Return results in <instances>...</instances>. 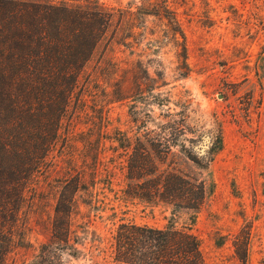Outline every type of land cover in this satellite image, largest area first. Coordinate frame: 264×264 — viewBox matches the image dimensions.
Here are the masks:
<instances>
[{
  "label": "rangeland",
  "instance_id": "rangeland-1",
  "mask_svg": "<svg viewBox=\"0 0 264 264\" xmlns=\"http://www.w3.org/2000/svg\"><path fill=\"white\" fill-rule=\"evenodd\" d=\"M152 1L100 0L114 22L25 186L16 227L23 239L17 236L6 264L37 262L59 186L73 177L70 238L83 253L73 264H118L114 235L123 222L167 227L170 208L128 195L139 154H149L156 171L205 183L194 225L185 211L173 221L190 227L208 264H242L244 250L246 264H264V0H169L184 42L173 24L144 14ZM206 136L203 159L191 147Z\"/></svg>",
  "mask_w": 264,
  "mask_h": 264
},
{
  "label": "trees",
  "instance_id": "trees-1",
  "mask_svg": "<svg viewBox=\"0 0 264 264\" xmlns=\"http://www.w3.org/2000/svg\"><path fill=\"white\" fill-rule=\"evenodd\" d=\"M150 1V0H147ZM169 0H154L145 15L173 24L182 41ZM142 9V8H141ZM140 9V10H141ZM114 22L100 0H0V264L16 243L24 190L52 148L74 89L92 53ZM185 58V47H182ZM174 123L178 136L180 122ZM164 129V127L162 128ZM175 137V138H176ZM169 144V141L163 143ZM129 167L128 195L190 214V225L207 195L205 183L180 171H156L149 154L135 155ZM151 165V170L144 168ZM155 177V179H153ZM79 178L61 183L51 236L39 246L33 264H73L82 246L70 238V216ZM126 193V191H125ZM118 225L113 260L118 264H208L190 227ZM222 243H217L221 246ZM246 251L240 260L246 264Z\"/></svg>",
  "mask_w": 264,
  "mask_h": 264
},
{
  "label": "water",
  "instance_id": "water-1",
  "mask_svg": "<svg viewBox=\"0 0 264 264\" xmlns=\"http://www.w3.org/2000/svg\"><path fill=\"white\" fill-rule=\"evenodd\" d=\"M211 145V138L208 136L203 138V143L197 145H193L191 148L192 150L198 154L199 157L206 159L207 158V151L209 150Z\"/></svg>",
  "mask_w": 264,
  "mask_h": 264
}]
</instances>
